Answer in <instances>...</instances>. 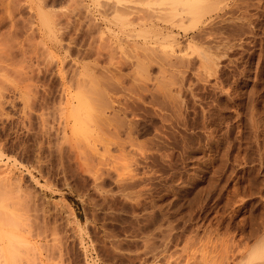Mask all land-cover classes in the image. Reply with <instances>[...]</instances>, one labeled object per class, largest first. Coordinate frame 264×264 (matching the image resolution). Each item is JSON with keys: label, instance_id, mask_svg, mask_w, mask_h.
I'll return each mask as SVG.
<instances>
[{"label": "rangeland", "instance_id": "374dc122", "mask_svg": "<svg viewBox=\"0 0 264 264\" xmlns=\"http://www.w3.org/2000/svg\"><path fill=\"white\" fill-rule=\"evenodd\" d=\"M160 1L44 0L50 48L0 0V204L19 239L0 264H264V0L199 22ZM80 91L116 111L96 147L70 131Z\"/></svg>", "mask_w": 264, "mask_h": 264}, {"label": "bare ground", "instance_id": "6f19581e", "mask_svg": "<svg viewBox=\"0 0 264 264\" xmlns=\"http://www.w3.org/2000/svg\"><path fill=\"white\" fill-rule=\"evenodd\" d=\"M5 1V0H4ZM8 7L11 9V12H10V9L7 10L10 12V16L9 17V20H10V23H11V27L12 29H14L15 27H18L19 25L22 24H25V26H29L32 30V35L33 34H36L38 33L40 36H47L49 38V41H46V44L48 47H53L59 43H61V40L58 38L57 34H56V22H55V19L54 17L52 16V14L45 9V2L44 0L43 1H36L34 2V0H29L30 2L33 1V3L31 4H34V3H37V6H38V12L37 13H33V15H31L30 17H24L22 16V18L18 17L17 16V13H16V9H20L24 4L23 0L22 2L24 3L22 5V2H20V0H8ZM54 1V0H53ZM160 1V0H159ZM80 2V1H79ZM152 2V1H151ZM165 4H168L170 6V8L172 9L173 12L179 10V8H182L184 9L185 11L187 12H195L197 13V20L198 22L199 21H202L203 18L205 17V14L206 13H210V12H213L214 9L216 11V8H219L220 5L216 3H218L219 1L216 2V0H164ZM216 2V3H215ZM225 2V1H224ZM241 2V1H240ZM2 3V2H1ZM57 3V1H56ZM81 3V2H80ZM83 3V2H82ZM85 3V2H84ZM160 3H162V1H160ZM220 3V2H219ZM239 3V2H237ZM86 4V3H85ZM151 4V3H150ZM231 4V3H229ZM3 5V4H2ZM27 5V4H26ZM52 5V4H51ZM82 4L78 5L79 7L81 6ZM238 5V4H236ZM234 5V6H236ZM1 6V5H0ZM5 6V5H4ZM66 6V5H65ZM76 5V7H78ZM216 6H219V7H216ZM222 6V5H221ZM229 6H232L233 9H235L233 7V5H229ZM239 6V5H238ZM2 7V6H1ZM155 7V6H154ZM237 7V6H236ZM241 8V6H239ZM65 8V7H64ZM63 8V9H64ZM167 8V7H166ZM228 8V7H227ZM157 9V8H156ZM213 9V10H212ZM245 9V8H244ZM5 10V9H4ZM228 10L230 11V9L228 8ZM7 11V12H8ZM32 11V10H31ZM51 11V10H50ZM67 11V10H66ZM180 11V10H179ZM218 11V10H217ZM231 11H233L231 9ZM35 12V11H34ZM159 12H162V11H159ZM12 13V14H11ZM31 13V14H32ZM69 13V12H68ZM169 13V12H168ZM230 13V12H229ZM232 13V12H231ZM248 13V12H247ZM9 14V13H8ZM70 14V13H69ZM186 14V13H185ZM225 14V13H224ZM6 15V14H5ZM246 15V14H245ZM248 15V14H247ZM3 16V15H2ZM66 16H68V14H66ZM179 16V15H178ZM186 16V15H185ZM184 16V18H185ZM227 16V15H226ZM244 16V15H243ZM6 17V16H5ZM182 17V16H181ZM193 17V16H192ZM245 17V16H244ZM4 18V16H3ZM3 18H0V26L4 23V20H7L6 19H3ZM211 18V17H210ZM217 18V17H216ZM214 18V19H216ZM243 18V17H242ZM246 18V17H245ZM213 19V18H212ZM211 19V20H212ZM241 19V18H240ZM247 19V18H246ZM184 20V19H182ZM205 21V20H204ZM60 22V21H59ZM58 22V23H59ZM178 24V23H177ZM63 25H66L65 23ZM237 25V24H236ZM246 25V24H245ZM8 26V25H7ZM24 26V27H25ZM58 26V25H57ZM69 26V25H68ZM67 26V27H68ZM28 27V28H29ZM62 27V26H61ZM64 27V26H63ZM66 27V26H65ZM213 27V26H212ZM27 28V27H26ZM202 29V28H201ZM239 29V28H237ZM1 31V30H0ZM8 31V30H7ZM10 31L11 29L9 30V36L11 35L10 34ZM17 31V30H16ZM13 31H11L12 33ZM31 32V31H30ZM65 32V31H64ZM63 32V33H64ZM67 32V31H66ZM199 32V31H198ZM68 33V32H67ZM7 34V33H6ZM30 34V33H29ZM206 34V33H205ZM13 35V34H12ZM16 35V34H15ZM202 35V34H201ZM214 35V34H213ZM212 35V36H213ZM207 36V35H206ZM7 37V36H6ZM12 37V36H10ZM33 37V36H32ZM26 38V37H25ZM31 38V37H30ZM37 38V37H36ZM34 38V39H36ZM7 39V38H6ZM33 39V40H34ZM203 39V37H202ZM208 39V38H207ZM206 39V40H207ZM15 40V39H14ZM17 40V39H16ZM31 40V39H30ZM45 41V40H44ZM41 42V40H40ZM171 42V41H170ZM12 43V42H11ZM21 43V42H20ZM24 43V42H22ZM36 43V42H35ZM43 42H41L40 44L42 45ZM175 43V42H174ZM220 43V42H219ZM176 44V43H175ZM178 44V43H177ZM180 44V43H179ZM7 45V44H6ZM23 45V44H22ZM30 45V44H29ZM36 45V44H35ZM32 46V45H31ZM39 46V45H38ZM44 46V45H42ZM178 46V45H177ZM176 46V47H177ZM180 46V45H179ZM6 47V46H4ZM10 47V46H9ZM23 47V46H22ZM36 47V46H35ZM24 48V47H23ZM179 48V47H178ZM45 49V46L44 48ZM24 50V49H23ZM47 50V49H46ZM169 53V52H168ZM175 54V53H174ZM169 55V54H168ZM170 56V55H169ZM204 56V55H203ZM206 56V55H205ZM181 57V56H179ZM207 69V68H206ZM210 71V70H209ZM171 78V77H170ZM170 82V81H169ZM82 91V90H81ZM80 91V93H81ZM79 95V93H78ZM101 96V95H100ZM89 98V99H88ZM77 99H79L78 103L76 101V105L74 103L73 105V100L71 102V104L73 105V107H71V110H69V116L72 118V126L70 129V131L76 135V139L78 141L79 139V142L81 141L83 144H86L84 143L87 142L89 144H93L92 147H96L97 144H99L97 141L99 140L100 142V145L101 143L104 142L105 138L109 135L107 134V136H105L106 133H111L110 129H113L111 128L110 126L113 124L111 123L113 121V119L109 116V114H112V113H116V111L109 108H111V106L108 104V101L107 103H101V106H99V108H95V106H93L91 104V100L90 97L86 96L84 94V92H82L79 96H77ZM71 100V99H70ZM110 100H112L110 98ZM106 102V100H104ZM93 103V102H92ZM95 104V103H94ZM108 104V105H107ZM71 105V106H72ZM98 105V104H97ZM118 109V108H117ZM119 111V110H118ZM120 112V111H119ZM116 115V114H115ZM126 115V114H125ZM117 116V115H116ZM115 116L114 120L117 121V117ZM110 119H111V122H110ZM125 120V119H124ZM121 121V120H120ZM126 121V120H125ZM114 122V121H113ZM122 122V121H121ZM127 123V122H126ZM125 123V125H126ZM117 125V123H115ZM114 125V124H113ZM112 125V126H113ZM115 125V128H117V126ZM124 125V126H125ZM127 128L126 130L129 132V134H127L128 136L131 135L130 133H132V124L131 122H128V124L126 125ZM116 130V129H115ZM126 131V133H127ZM114 132V131H112ZM117 133V132H116ZM112 134V133H111ZM115 134V133H114ZM116 135V134H115ZM119 136V134H118ZM74 137V136H73ZM78 137V138H77ZM105 137V138H104ZM110 137V136H109ZM107 137V138H109ZM75 139V140H76ZM111 140V138L109 139ZM106 139V144H107V141H109ZM116 140V139H115ZM103 141V142H101ZM111 142V141H110ZM109 142V143H110ZM100 145L98 147H100ZM105 145V143L103 144ZM91 147V146H89ZM91 147V148H92ZM97 147V148H98ZM94 150H97L96 148H94ZM3 156H4V153L3 152H0V163L2 164V159H3ZM5 164V163H4ZM7 164V163H6ZM4 166V165H3ZM2 167V165H1ZM6 168V167H5ZM8 168V167H7ZM5 172V170H4ZM6 172H8V170H6ZM20 178V177H19ZM9 179V178H8ZM18 179V178H17ZM261 179V178H260ZM6 180V179H5ZM19 180V179H18ZM15 183V182H14ZM17 184V183H16ZM21 183H19L20 185ZM17 186V185H16ZM24 188V187H23ZM230 198V197H229ZM3 199L0 197V201H2ZM2 203V202H1ZM4 204L7 205L6 202H3V204H0V226H2V229H1V232H0V238L3 239H7L8 241H17L19 239H17V236L15 237L14 236V233L12 231H10L9 227L11 226L10 224H12V226L14 227L13 224H15V222L12 223V221H14L13 219H15L14 217L12 218V213H11V216L8 215L7 212H5V210L7 211V209L4 208ZM227 205V204H226ZM8 206V205H7ZM5 213V214H4ZM10 214V213H9ZM219 214V213H218ZM220 223V222H219ZM259 223V222H258ZM221 225V224H220ZM5 227V228H4ZM219 236V235H218ZM16 238V239H14ZM7 241V242H8ZM21 241V240H20ZM12 242H10L11 244ZM21 244V243H20ZM218 244V243H217ZM8 245V244H7ZM206 245V244H205ZM14 246V245H13ZM10 247V246H8ZM207 247V246H206ZM216 247V246H215ZM218 247V246H217ZM8 251L11 253V254H15L13 253L15 251V249H13L14 251H10L9 248H7ZM215 249V248H214ZM218 249V248H217ZM221 250V249H220ZM256 251V250H255ZM8 252V255L10 257H12L10 255V253ZM218 252V251H217ZM228 252V251H227ZM259 252V251H258ZM204 253V252H203ZM216 253V252H215ZM260 253V252H259ZM206 254V253H205ZM212 254V253H211ZM221 254V252H220ZM261 255V253H260ZM7 256V255H6ZM203 256V254H202ZM225 256V255H224ZM255 256V255H253ZM258 256V254L256 255ZM255 256V257H256ZM13 257H15L13 255ZM209 257V256H208ZM215 257V256H213ZM226 257V256H225ZM231 257V256H230ZM14 259V258H13ZM210 259V258H209ZM218 259V258H217ZM10 260V259H9ZM231 260V259H230ZM205 261V260H204ZM215 262V260H214ZM224 262V261H222ZM204 263V262H203ZM219 263V262H218ZM222 264V263H221ZM225 264H231V261L227 260V262H225Z\"/></svg>", "mask_w": 264, "mask_h": 264}]
</instances>
